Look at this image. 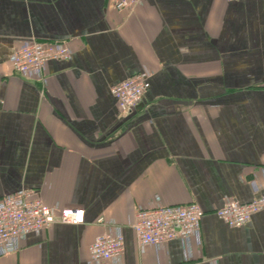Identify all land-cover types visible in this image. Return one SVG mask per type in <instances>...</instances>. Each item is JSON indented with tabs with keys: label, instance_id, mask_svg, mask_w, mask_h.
<instances>
[{
	"label": "crops",
	"instance_id": "obj_1",
	"mask_svg": "<svg viewBox=\"0 0 264 264\" xmlns=\"http://www.w3.org/2000/svg\"><path fill=\"white\" fill-rule=\"evenodd\" d=\"M72 55L42 79L11 55L30 39ZM145 73L141 102L121 113L111 87ZM264 0H0V198L33 189L82 224L27 233L0 264H264V209L229 226L215 210L264 192ZM196 202L202 243L140 246L138 208ZM121 255L90 258L101 233Z\"/></svg>",
	"mask_w": 264,
	"mask_h": 264
},
{
	"label": "built area",
	"instance_id": "obj_2",
	"mask_svg": "<svg viewBox=\"0 0 264 264\" xmlns=\"http://www.w3.org/2000/svg\"><path fill=\"white\" fill-rule=\"evenodd\" d=\"M235 1V0H227ZM140 0H112L117 10L133 9ZM72 51L65 42L30 39L10 57L16 72L31 79H42L46 63L50 60H67ZM149 79L138 73L114 84L111 93L121 113L137 107L142 100ZM264 175V170H263ZM255 193L249 202L229 200L215 210V214L229 226L238 227L249 222L253 215L264 209V192L260 193L252 182ZM204 210L196 202L184 205H167L153 208H138L132 228L140 246H158L179 239L186 260L192 257V239L202 243L201 219ZM85 210L82 207H67L60 211L46 204L33 189H20L0 198V257L19 250L23 237L29 232L47 229L55 222L82 224ZM124 235L120 228L115 234L101 233L90 246V258L108 260L122 254Z\"/></svg>",
	"mask_w": 264,
	"mask_h": 264
},
{
	"label": "water",
	"instance_id": "obj_3",
	"mask_svg": "<svg viewBox=\"0 0 264 264\" xmlns=\"http://www.w3.org/2000/svg\"><path fill=\"white\" fill-rule=\"evenodd\" d=\"M131 111V110H130ZM130 111H128L127 113H129Z\"/></svg>",
	"mask_w": 264,
	"mask_h": 264
}]
</instances>
